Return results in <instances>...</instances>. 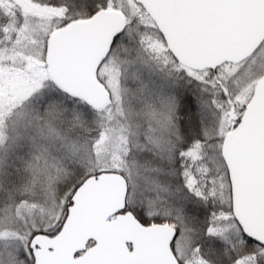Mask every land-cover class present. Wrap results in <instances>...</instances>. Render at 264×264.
Segmentation results:
<instances>
[{
  "label": "snow or ice",
  "instance_id": "obj_1",
  "mask_svg": "<svg viewBox=\"0 0 264 264\" xmlns=\"http://www.w3.org/2000/svg\"><path fill=\"white\" fill-rule=\"evenodd\" d=\"M0 264H264V0H0Z\"/></svg>",
  "mask_w": 264,
  "mask_h": 264
}]
</instances>
